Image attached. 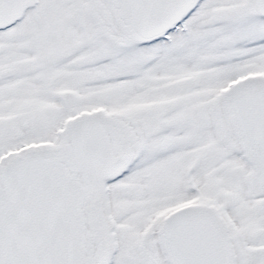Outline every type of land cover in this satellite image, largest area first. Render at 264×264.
<instances>
[{"label":"snow or ice","instance_id":"snow-or-ice-1","mask_svg":"<svg viewBox=\"0 0 264 264\" xmlns=\"http://www.w3.org/2000/svg\"><path fill=\"white\" fill-rule=\"evenodd\" d=\"M0 264H264V0H0Z\"/></svg>","mask_w":264,"mask_h":264}]
</instances>
